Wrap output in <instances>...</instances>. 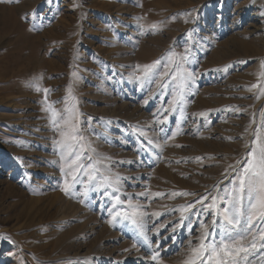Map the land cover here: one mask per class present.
Returning a JSON list of instances; mask_svg holds the SVG:
<instances>
[{"label":"rangeland","instance_id":"1","mask_svg":"<svg viewBox=\"0 0 264 264\" xmlns=\"http://www.w3.org/2000/svg\"><path fill=\"white\" fill-rule=\"evenodd\" d=\"M257 143L264 0H0V264H201Z\"/></svg>","mask_w":264,"mask_h":264},{"label":"snow or ice","instance_id":"2","mask_svg":"<svg viewBox=\"0 0 264 264\" xmlns=\"http://www.w3.org/2000/svg\"><path fill=\"white\" fill-rule=\"evenodd\" d=\"M27 19V16H25ZM158 63V62H157ZM151 66L146 65L145 69H149ZM255 87V85L253 86ZM45 92L48 90L45 89ZM75 140V136L72 137ZM250 159L247 161V167L244 169L243 177L240 181V188L237 190L238 194L236 197V203L234 204V211L229 214L228 209H225L222 217L225 221L224 233L220 238L213 242H207L208 238L213 235V233L208 231L209 225L201 222V227L205 230L203 238L199 241L198 248H193L191 251L194 253L201 264H205L206 261H213L214 264H251L250 257L255 258L257 253L264 250V214L253 218L250 213L247 216L245 222L241 221V210L238 201L242 199L239 196V192L248 190L252 195H250V200L255 201L251 204V208L256 209L257 204L264 207V144L257 143L252 151L249 152ZM75 160H79V156L75 157ZM73 160V164H75ZM83 165L78 166L82 168ZM91 179V177H90ZM103 184L100 185L102 188H110L111 182L110 178L107 176L102 177ZM74 182L78 183L74 177ZM63 190L66 194H72L73 185L67 182L64 185ZM118 191V189H117ZM141 195H147V193H142ZM159 195V194H157ZM117 204L122 203L118 195H113ZM206 199V197H205ZM189 208L192 205L188 206ZM209 209L215 208V198H213V203L207 206ZM123 215L125 219H130L134 224L137 220L134 218L135 213L129 215L124 212H115L113 214V219L118 216ZM146 215V213L141 214ZM159 215V213H157ZM112 221H110L111 223ZM217 224L216 215L213 214V219L211 225L215 227ZM257 230L258 238L261 241L260 248H257V235H253V230ZM252 236V239L245 243L247 238ZM145 239H147L145 237ZM159 253L154 252L152 259L155 261ZM189 264H195L194 261H190Z\"/></svg>","mask_w":264,"mask_h":264},{"label":"bare ground","instance_id":"3","mask_svg":"<svg viewBox=\"0 0 264 264\" xmlns=\"http://www.w3.org/2000/svg\"><path fill=\"white\" fill-rule=\"evenodd\" d=\"M257 15V14H256ZM241 20H242V18H241ZM238 22V21H237ZM1 165H3V164H1ZM4 166H5V164H4Z\"/></svg>","mask_w":264,"mask_h":264}]
</instances>
